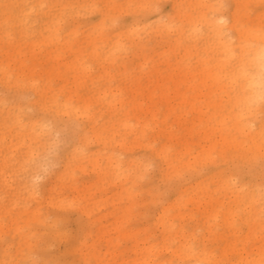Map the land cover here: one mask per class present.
<instances>
[{"label":"rangeland","instance_id":"374dc122","mask_svg":"<svg viewBox=\"0 0 264 264\" xmlns=\"http://www.w3.org/2000/svg\"><path fill=\"white\" fill-rule=\"evenodd\" d=\"M263 40L264 0H0V264H263L264 96L220 61Z\"/></svg>","mask_w":264,"mask_h":264},{"label":"bare ground","instance_id":"6f19581e","mask_svg":"<svg viewBox=\"0 0 264 264\" xmlns=\"http://www.w3.org/2000/svg\"><path fill=\"white\" fill-rule=\"evenodd\" d=\"M219 21L224 22L226 21V18L224 16H221L218 18ZM137 27L133 28V31H136ZM217 37L222 40L221 32H217ZM226 41V40H225ZM225 41H222L223 46V54L220 58V61H227L232 57V59H236L237 64L235 67V70H233V83L238 81L239 89L243 92V99L246 102L258 100L260 97L264 96V40L260 42V46L247 50L245 53H241L240 55L233 56L232 54H228V52L231 51L230 45L231 43H226ZM232 53V52H230ZM161 87V86H160ZM251 104L248 105V110L251 111ZM241 116H243L241 114ZM249 123V122H248ZM235 127L239 129V131L244 135L245 141L248 139H253L250 137V131H248L247 123L244 122V120H237L235 123ZM256 137H259L260 132L257 131ZM253 142H255V139H253ZM236 146L240 144H235ZM238 148V147H237ZM243 148H245V145H243ZM264 259V258H261ZM252 262L251 260H246ZM257 261L260 262V259L256 260L255 262L248 263V264H257ZM263 262V261H262ZM237 264V263H236ZM238 264H241L239 262ZM261 264V263H258ZM264 264V263H263Z\"/></svg>","mask_w":264,"mask_h":264}]
</instances>
